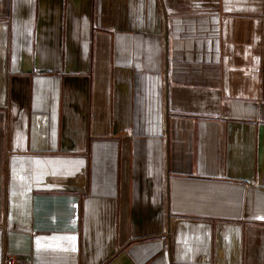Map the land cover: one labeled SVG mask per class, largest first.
I'll list each match as a JSON object with an SVG mask.
<instances>
[{
    "label": "crops",
    "instance_id": "0c3cea01",
    "mask_svg": "<svg viewBox=\"0 0 264 264\" xmlns=\"http://www.w3.org/2000/svg\"><path fill=\"white\" fill-rule=\"evenodd\" d=\"M264 264V0H0V264Z\"/></svg>",
    "mask_w": 264,
    "mask_h": 264
},
{
    "label": "built area",
    "instance_id": "2783aa9c",
    "mask_svg": "<svg viewBox=\"0 0 264 264\" xmlns=\"http://www.w3.org/2000/svg\"><path fill=\"white\" fill-rule=\"evenodd\" d=\"M5 264H14V257L12 255H8L5 259Z\"/></svg>",
    "mask_w": 264,
    "mask_h": 264
}]
</instances>
